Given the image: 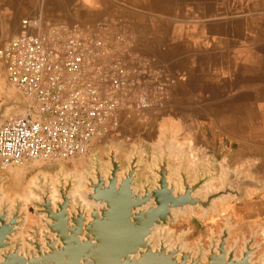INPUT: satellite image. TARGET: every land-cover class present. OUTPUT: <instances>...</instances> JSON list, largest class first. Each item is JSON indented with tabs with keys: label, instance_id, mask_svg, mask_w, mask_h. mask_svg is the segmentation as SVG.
<instances>
[{
	"label": "crops",
	"instance_id": "crops-1",
	"mask_svg": "<svg viewBox=\"0 0 264 264\" xmlns=\"http://www.w3.org/2000/svg\"><path fill=\"white\" fill-rule=\"evenodd\" d=\"M33 17L113 40L115 53L142 70L135 91L144 85L164 87L153 91L151 105L141 110L151 108L156 117L146 133L145 114L131 107L121 113L117 134L123 141L139 139L159 152L156 146L173 135L163 133L159 124L176 122L182 126L179 136L194 142L193 152L187 150L190 164H200L204 174L213 166L214 180H220V167L226 166L264 181L253 173L264 166V0H0V46ZM210 148L221 154L200 161ZM153 161L149 157L146 163ZM146 174V169L139 171V180ZM217 206L235 230H264V189Z\"/></svg>",
	"mask_w": 264,
	"mask_h": 264
},
{
	"label": "water",
	"instance_id": "water-1",
	"mask_svg": "<svg viewBox=\"0 0 264 264\" xmlns=\"http://www.w3.org/2000/svg\"><path fill=\"white\" fill-rule=\"evenodd\" d=\"M19 105L13 98L0 103V124ZM169 146H158L161 153L154 152L148 168L152 178L144 180L139 146L125 167L116 158L118 149L107 154L108 169L96 154L79 187L75 172L62 169L55 178L39 172L27 199H9L2 189L7 177L1 176L0 264H264V255L255 259L262 247L256 243L259 233L244 236L243 246L239 238L231 243L236 226L230 218L207 247H189L184 234L175 238L169 226L179 216L198 209L206 218L218 212V203L243 201L251 187L264 189V183L225 170L214 186V169L204 174L197 164L192 174L185 159L177 167L170 164Z\"/></svg>",
	"mask_w": 264,
	"mask_h": 264
},
{
	"label": "built area",
	"instance_id": "built-area-1",
	"mask_svg": "<svg viewBox=\"0 0 264 264\" xmlns=\"http://www.w3.org/2000/svg\"><path fill=\"white\" fill-rule=\"evenodd\" d=\"M22 29L0 46L7 79L25 101L0 124V170L83 158L118 131L122 110L151 105L147 93L135 91L142 70L112 55L100 36L39 17L24 19Z\"/></svg>",
	"mask_w": 264,
	"mask_h": 264
},
{
	"label": "rangeland",
	"instance_id": "rangeland-1",
	"mask_svg": "<svg viewBox=\"0 0 264 264\" xmlns=\"http://www.w3.org/2000/svg\"><path fill=\"white\" fill-rule=\"evenodd\" d=\"M106 43L109 47V52L112 55L118 56L115 53L116 52V46H114L115 43L111 44L108 41ZM4 71H5L4 66L0 62V103L13 98V100L15 99L19 103L22 104L19 106H14L12 109L9 110L8 115L11 116V115L19 114L22 112L24 105H25V101H24V98L20 95V93L15 89V87L10 84V82L7 79L6 72ZM143 88L144 89L142 92L147 93L151 97L153 95L152 94L153 91H155V93H159V90L163 89L164 87L158 86L156 89L157 91L154 90V87L152 88V86L150 87V86L144 85ZM160 102L161 101L159 100L154 102V104H156L155 107H157V105H160ZM11 110L13 111V113H11ZM124 110L120 112V117H121V113ZM149 110H145V112L135 111L136 114L143 113L145 114L144 116H146L144 117L142 115L143 116L142 118H146L145 119L146 126L143 127V132L145 133L149 131V129H151L153 125L156 124V117L154 116V112L151 111L153 109L150 108ZM176 124H179V123L165 121L159 124V127H161V129L164 126L166 127V128L164 127V129L161 130L163 133H166L169 131L170 132L172 131L173 133L172 136H169L172 138V140H166V142L170 144L169 146L170 151H174L173 154L169 158V162L170 164H173L175 167H177L180 164V162L185 159L187 161L186 168H190L193 174L197 170V164H194V166L190 164V161L192 160L187 150L189 149L191 150V147H193L192 145H194V142L193 141L191 142V140L185 136H182V135L179 136L181 130L176 135V133H174L172 129V126H175ZM120 127H121V123H120ZM118 131L115 132L114 134H110L106 137H103L95 141L93 146L90 147L87 154L83 158H80L77 160L75 159L74 161H71V162L61 163V164H56V165L52 164V165L46 166V165H42L43 163L39 161L38 163L28 166L27 169L23 171L21 170V168H23V165L12 167L6 171L0 170V177L1 176L7 177V180L5 181L2 189H4L6 196L11 200L14 199L16 196H20L24 199H27L28 197L27 195L30 193L29 186L32 183V180L35 178V176L39 172H43L44 174L50 175L52 178H55L57 172H60L62 169H65L67 174L75 172V174L77 173V175L81 178L82 173L87 172L88 170L92 169L94 157L96 154L99 156V160L102 164V167L104 169H108L109 158L107 154L110 153L111 150H113L114 148L118 149L117 154H116L117 160H119L121 162V165L125 167L128 164V160H129L128 156L131 155L134 151H136L138 146H139V149H138L139 153L142 155L141 159H143L145 162V165L139 171L146 169V172H147L146 176L149 175L152 178V174L149 172L148 168L150 166H154V161H153V164H150V165H147L146 163L149 157H153V160H155L154 152H151L149 150L150 144H147L145 141H142L139 139L133 140L132 142L123 141V138L120 136V134H117ZM158 146L156 147L159 152H156V153H161V149ZM214 149L216 150V152H214V150L210 148L209 152L204 154L203 156L204 158L202 157L199 158L200 161H202V159H204L205 161H208L209 157L210 159H212V157H217L218 155L221 154V151H219V148L217 149L214 148ZM191 152L193 151L191 150ZM257 152L260 153L261 151H257ZM252 158L254 159V157ZM257 158L260 159L261 156L258 155ZM195 159L197 160V158ZM240 159L245 160L244 155ZM249 160H252L251 156H249ZM219 167L220 166L218 165V168ZM211 169H213V166L211 167ZM222 169L220 167V170H219L221 172L220 180L216 179V181L215 180L212 181L211 182L212 185L219 186L220 182L223 180L222 175L225 170L232 171L235 173L240 172L241 176H243L246 179H255L256 181L264 183V181H261L260 179H257V178L245 177V175L243 174L245 173L244 170L239 169V170L233 171L231 169H228L226 166L223 167ZM253 173L257 174L259 177H264V166H258L256 171L253 170ZM251 189H257V188L251 187L249 190ZM257 190H261V189H257ZM200 213H201L200 210L197 209L195 213L189 212L188 216H179L177 221L173 224H170L169 226V230L174 232L175 238L180 234H184V241L188 243L189 247L197 248L198 242L203 243V245L207 247L208 244L210 243L209 239L212 236V234H214L215 237L217 238L218 234L220 233L221 228L225 226L226 216H223L218 213L213 215V213L211 212L208 217L204 218ZM30 218L31 219L34 218L32 212H31ZM30 224L31 223L29 222V225ZM258 227L260 226L253 227V229H251L248 226H246L245 228L241 227L239 230H235L236 228L231 229V232L233 235H232L230 242L233 243L234 239L239 238L240 246H243L244 236L249 239L252 232L259 233V235L256 238V243H262V247L259 251H257L255 259H258L260 256L264 255V243H263V238H262L263 237L262 232H264V230H261Z\"/></svg>",
	"mask_w": 264,
	"mask_h": 264
},
{
	"label": "bare ground",
	"instance_id": "bare-ground-1",
	"mask_svg": "<svg viewBox=\"0 0 264 264\" xmlns=\"http://www.w3.org/2000/svg\"><path fill=\"white\" fill-rule=\"evenodd\" d=\"M166 125V124H165ZM181 125V124H180ZM179 124H176L175 126H172V129H173V132L174 133H176V135L179 133V131L181 130V126H180ZM163 127V126H162ZM165 127V126H164ZM164 127L162 128V129H164ZM166 128V127H165ZM160 129H161V127H160ZM161 129V130H162ZM165 131V130H164ZM166 132V131H165ZM175 135V134H174ZM176 140H178V139H176ZM178 142H180V141H178ZM177 142V143H178ZM179 144H181V143H179ZM181 150V149H180ZM39 161H34V162H32V164H35V163H38ZM27 167L28 166H25V167H23V168H21V170L23 171V170H26L27 169ZM20 171V170H19ZM83 174V173H82ZM84 180V178L82 177V175H81V178L79 179V185H77L78 187L79 186H81V182ZM76 186V187H77Z\"/></svg>",
	"mask_w": 264,
	"mask_h": 264
}]
</instances>
